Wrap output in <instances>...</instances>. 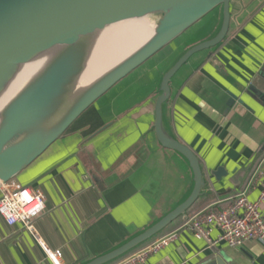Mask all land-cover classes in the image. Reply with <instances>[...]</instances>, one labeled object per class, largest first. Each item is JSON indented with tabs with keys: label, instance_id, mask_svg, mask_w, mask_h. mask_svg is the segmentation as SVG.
<instances>
[{
	"label": "crops",
	"instance_id": "crops-1",
	"mask_svg": "<svg viewBox=\"0 0 264 264\" xmlns=\"http://www.w3.org/2000/svg\"><path fill=\"white\" fill-rule=\"evenodd\" d=\"M232 14L227 40L183 67L165 109L167 130L195 151L207 182L189 214L222 210L243 191L257 202L263 189L264 176L257 169L264 159V109L245 116L226 109L229 93L238 94L264 64V0H234ZM221 17L220 10L212 13L121 81L20 174L12 186L40 192L45 210L34 221L36 236L23 223L9 225L0 215V264H55L49 253L59 264H83L119 247L190 195V167L157 140L155 105L164 74L187 49L211 38ZM220 166L229 177L218 182L210 171ZM261 212L264 216V203ZM218 235L215 230L212 237ZM219 260L264 264V244L209 246L185 230L139 264Z\"/></svg>",
	"mask_w": 264,
	"mask_h": 264
},
{
	"label": "water",
	"instance_id": "water-1",
	"mask_svg": "<svg viewBox=\"0 0 264 264\" xmlns=\"http://www.w3.org/2000/svg\"><path fill=\"white\" fill-rule=\"evenodd\" d=\"M234 0H0V97L24 66L58 47H74L81 38L107 27L148 18L151 36L115 62L100 76L82 85L90 51L51 66L25 88L0 115V189L14 184L20 174L60 141L76 122L121 81L172 45L188 30L216 11L221 23L209 39L187 49L164 74L155 105L154 131L160 145L186 161L193 174L190 195L176 208L119 247L83 264H114L149 243L189 211L207 188L201 161L195 151L166 128L165 109L171 84L190 60L217 50L228 38ZM138 42L136 43V45ZM215 61H218L216 58ZM219 62V61H218ZM220 69V65H215ZM226 112L240 116L264 109V64L230 92ZM103 129L97 132H101ZM218 182L229 177L225 166L210 171ZM219 263L221 264L220 260Z\"/></svg>",
	"mask_w": 264,
	"mask_h": 264
},
{
	"label": "built area",
	"instance_id": "built-area-1",
	"mask_svg": "<svg viewBox=\"0 0 264 264\" xmlns=\"http://www.w3.org/2000/svg\"><path fill=\"white\" fill-rule=\"evenodd\" d=\"M257 173L264 176V159ZM0 215L9 225L23 223L36 236L34 221L44 212V197L29 187H13L7 184L1 187ZM222 210H202L184 219L178 228L160 236L152 243L130 253L114 264H139L176 241L181 231L188 230L209 246L224 242L232 248H240L245 243L258 241L264 244V216L261 205L264 203V184L257 202L249 201L243 191L232 199ZM215 230L219 235L215 238ZM55 264L59 262L50 254Z\"/></svg>",
	"mask_w": 264,
	"mask_h": 264
},
{
	"label": "bare ground",
	"instance_id": "bare-ground-1",
	"mask_svg": "<svg viewBox=\"0 0 264 264\" xmlns=\"http://www.w3.org/2000/svg\"><path fill=\"white\" fill-rule=\"evenodd\" d=\"M152 31L154 30L148 18L130 20L107 27L93 36L81 38L77 46L58 47L45 53L24 66L8 90L0 97V115L19 93L45 75L54 64L63 63L73 58L78 52L88 49L90 51L89 67L82 79V85H85L86 79L91 81L100 76L103 71L115 62L121 61L124 56L144 43L146 38L151 36Z\"/></svg>",
	"mask_w": 264,
	"mask_h": 264
},
{
	"label": "rangeland",
	"instance_id": "rangeland-1",
	"mask_svg": "<svg viewBox=\"0 0 264 264\" xmlns=\"http://www.w3.org/2000/svg\"><path fill=\"white\" fill-rule=\"evenodd\" d=\"M169 229V228H168ZM167 233V230L165 231V232H163L161 235H159V236H162L163 234H166ZM159 236L158 237H156L155 239H153L152 241H150L149 243H147V244H150V243H152L154 240H156L157 238H159ZM147 244H145V245H143V246H146ZM142 246V247H143ZM142 247H140V248H142ZM139 248V249H140Z\"/></svg>",
	"mask_w": 264,
	"mask_h": 264
}]
</instances>
